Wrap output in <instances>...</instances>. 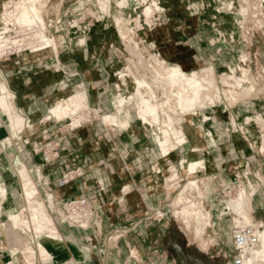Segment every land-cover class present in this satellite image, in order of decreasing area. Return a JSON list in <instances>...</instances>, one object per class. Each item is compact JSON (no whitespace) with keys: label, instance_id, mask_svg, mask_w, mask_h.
<instances>
[{"label":"crops","instance_id":"obj_1","mask_svg":"<svg viewBox=\"0 0 264 264\" xmlns=\"http://www.w3.org/2000/svg\"><path fill=\"white\" fill-rule=\"evenodd\" d=\"M156 1L163 9L156 16L159 21L138 33L158 57L185 72L206 67L218 54L220 62L208 68H225L228 55L221 54L223 48H232L234 58L240 59L244 47L240 37L249 34L238 25V14L219 13L216 0ZM138 5L137 0H128L127 8L134 11ZM66 38L59 57L48 48L35 51L37 47L19 46L0 56V85L11 94L12 113L24 119L23 129L16 130L0 107V264H105L106 258L109 264H130L133 255L124 244V234L131 229L139 234L137 264H149L150 252H158L166 227L155 216L168 210L175 193L164 189V173L176 171L181 178L208 182L206 200L211 202L212 181L232 180L237 172H245L243 164L254 153L250 144L257 147L256 129L249 120L264 110V104L211 106L202 118L189 116L187 140L175 141L166 154L154 134L157 130L160 135V128H148L133 111L123 130L112 126L116 137L112 143L104 139L102 126L95 121L61 122L49 113L57 100L79 91L91 107L110 112L117 99L119 30L105 25L80 38L68 31ZM195 162L202 165L192 172ZM71 172L72 179L60 184ZM252 175L250 183H259ZM77 197L88 200L90 219L84 218L82 224L63 221L51 202ZM252 210L255 222L264 226V185L255 193ZM46 213L55 229L46 221ZM33 215L40 217L41 230ZM85 224L92 235L86 238L79 233V226ZM212 226L222 228L225 237L232 227L217 216ZM104 231L111 236L102 238ZM41 246L51 247L48 255H43Z\"/></svg>","mask_w":264,"mask_h":264},{"label":"rangeland","instance_id":"obj_2","mask_svg":"<svg viewBox=\"0 0 264 264\" xmlns=\"http://www.w3.org/2000/svg\"><path fill=\"white\" fill-rule=\"evenodd\" d=\"M137 1L139 5L134 11L127 8L128 0L54 1L55 5L53 9H49L46 15L47 18L53 21L54 19L58 20L57 33L59 34L56 33V36L60 37V42L62 44L59 46L57 53L55 52L57 57H59L60 50L64 49L66 46V32L68 31L70 32V36L72 35L74 37L75 35H79L80 38L95 27L105 25L109 27L112 26L119 30L123 42L121 41V44L117 47V54L114 52V54L117 55L116 59L118 58L120 62L117 65L118 76L115 85V96H117V99L116 104L113 105L110 112L102 113L99 109L91 107L86 101V95L79 91L76 94L70 95L67 99L57 100L56 102L63 100V103L69 106L67 112L56 115L50 110V117H55V119L61 122H65L69 118H74L75 120L76 117H80L81 120L84 121H95V123H99V125L102 126L104 139L113 143L116 137L114 134L115 132L112 131V126H116L123 130V127H126L129 123L132 112L136 111V115L146 122L148 128L152 129L155 126L157 129L160 128V135L157 130L154 131V134L157 137L159 145L162 147L163 153L166 154L175 147V141L179 144L187 140L185 130L187 127V118L189 116L194 115V117L202 118L205 109L211 106L218 107L222 105V107L227 106L232 109L243 102L264 104V0H216V2L220 4V9L217 11L219 13L227 12L238 14L240 17L238 25L241 26L243 33L248 29L246 33L249 35L243 34L240 37V41L244 47H241L243 51L240 54L241 57L239 60L234 58L236 52H234L232 48H227L226 50L223 48L221 54L228 55V66L225 65V68L222 69H218L215 65L214 69L208 68V66L213 65L214 62H220V54H218L215 60L211 59L213 63L193 72H185L182 68L167 63L164 59L158 57L155 52L151 51L148 44L142 40L141 35L138 33V29L144 28L145 26L149 28L154 27L152 25L159 21L156 16L160 15L163 9H161L156 0ZM3 3L0 4V11L3 8ZM12 6L11 9L15 7V5ZM147 6H150V8H146ZM144 9L147 15L144 14ZM126 20L129 22H126ZM135 20H138L137 22L140 26ZM134 21L139 26L138 28H136L137 25L133 23ZM15 28L16 27H12V29ZM37 33L38 32H35L34 35ZM14 34L16 35L13 36ZM32 34H24L18 30H14L11 34L12 36L10 35L0 40V42H3L0 43V56L7 52L8 50L6 49L9 47H15L16 49L19 47L34 48L35 44V48H40L41 43L35 40L34 38L37 36H32ZM43 46L53 52L49 44H43ZM141 50L144 51L142 52ZM145 52L150 55L148 56ZM121 53H124L126 56L129 54L127 57L132 56L135 59L131 57L133 62L135 61L134 67L137 66L140 68L138 69L139 71L137 70L140 76V71H144L142 77L143 79L145 77L147 78L149 86L147 84H142V79V82H138V79L134 78L139 75L132 74L134 72L130 73L132 68L131 66L128 68V65H130L128 64L129 60L127 61V58H124V54L121 55ZM212 54L213 57L216 55L215 53ZM2 57H6V55ZM229 60H232L234 65H230ZM149 61L153 65L149 64ZM175 68L179 69L176 73L174 72ZM184 77L186 79H184ZM146 78L144 81H146ZM187 78H191L192 80L189 81ZM127 86H129V88ZM126 88L131 91L127 92L125 90ZM6 93H8V97L6 98L10 104V109L2 105L1 99L0 107L8 113V116L11 114L13 117H21L12 113L10 103L11 94L8 88ZM73 110L75 112H73ZM263 111L259 110V112L249 120V123L253 124L256 129L257 147L252 143L250 144L254 153L250 155L249 159L243 164L245 172H237L232 180L219 179L216 182L212 181L209 185H212L215 191L214 197L209 199L211 202L206 200L207 193H209L207 191L208 182L204 180L199 182L195 179H188L186 175V177L184 176L181 178L176 171L172 173L167 171L164 173V189H175V193L169 201L170 205L167 207L168 210L161 211L159 212L160 214L156 216V213H153V216L162 219L166 227L160 240L161 244H159L158 252H155L154 249L150 252L152 254H150L148 260L149 264H232L234 252L232 239L233 229L236 225H239V223L225 207L224 200L233 199L235 197L238 198L240 195L239 191H241V194L244 192V196L250 197L247 211L248 218L245 221L258 228H263V226L261 227L255 222L252 210V202L255 193L260 185H264ZM78 118H76L75 123L79 122L80 118L79 120ZM235 119L234 117L235 124L239 126V123L237 124V122H240L238 121L239 119H237V122ZM231 120L232 119H230V122ZM12 125L16 130H21L24 126L23 124L21 127L16 123H12ZM39 149H42L41 146ZM200 165H202V163H199L197 168ZM197 168L192 169V167H190V170L193 172ZM172 174H177V176H174L175 178L170 180L169 178H171ZM250 175L257 178L259 183L252 185L250 183ZM191 192L192 196L190 195ZM82 212L81 210L74 209L72 212L73 221H75L79 213ZM83 213L86 215L84 218L90 219L91 211L89 209L85 210ZM36 216L38 217V215ZM216 216L218 220L225 219L231 223L232 227L226 230L227 237L221 236V233H224L222 228H214V226H212ZM11 217L14 221L18 220V218H14L12 215ZM45 219L52 225V229H55L53 219L49 214H45ZM34 222L37 224V229L41 230L42 224L40 217H35ZM82 223L83 222H79V224ZM88 225L85 224L83 227L79 226V233L84 234V238L92 236L87 232L89 231L87 229L90 228ZM124 235L127 237H125L127 243L124 244L128 246L127 248L130 250V254L133 255L130 264H137V258H134L138 255V248L135 247L137 245L135 239L139 238V234L131 229L130 232ZM101 236L104 238L103 236L111 235L104 231ZM113 242L114 241L111 240V243ZM43 248H47V250L50 251L49 248L51 247L41 246L40 248L43 255H48L49 252L44 251ZM33 256L30 261H33ZM104 256H107V252ZM104 262L105 264H109L110 260L106 258ZM258 263L264 264V260Z\"/></svg>","mask_w":264,"mask_h":264},{"label":"bare ground","instance_id":"obj_3","mask_svg":"<svg viewBox=\"0 0 264 264\" xmlns=\"http://www.w3.org/2000/svg\"><path fill=\"white\" fill-rule=\"evenodd\" d=\"M54 1H56V0H6L3 3V8L0 11V40H3L4 38H7L8 36H10L14 32V30H18V31H20V32H22L24 34H26V33H31L32 34L33 33L32 36L34 35L35 32H38L36 35H34V36H37L34 39L41 43V47L40 48H36L34 50L35 51H37V50H40L41 51L42 49H46L45 46H43V44H49L51 46L53 52L54 53L55 52L57 53V51L59 49V44H60V37L59 36H56V33L58 32V26H57L58 20L57 19H54V21H53L52 19L47 18V15H46L47 12L49 11V9H53V6L55 5V2ZM154 4H156V3H154ZM12 5H15V7L11 9V7H13ZM148 5H150V4H148ZM146 8L149 9L150 6L149 7L147 6ZM144 14L147 15L145 13V9H144ZM135 21L133 23L136 24V22L138 20L136 22ZM126 22H129V21L126 20ZM137 24H138V22H137ZM138 25H137L136 28H138L140 26V25L139 26ZM12 27H16V28L15 29H12ZM131 31H132V29H131ZM57 34H59V33H57ZM15 35L16 34H14L13 36H15ZM136 38H138V37H136ZM30 42H32V41H30ZM32 43H36V42H32ZM40 43H39V45H40ZM34 48H35V44H34ZM126 48L128 49L127 46H126ZM118 51H120V50H118ZM141 51L143 52L144 50H141ZM122 54H124V53H121V55ZM129 54H130V52H129ZM123 56H124V58H127V61L129 60V63L128 62L127 63L130 64V65H128V64L127 65H128V68H130L129 66H131V68H132L131 71H130V73L131 72H134L132 74L139 75L140 73L138 74V71H139L138 69H140V68H138L137 66H136L137 68L134 67V65H135L134 64L135 61L133 62V59L134 58L132 56L127 57L125 54ZM149 64H152V63H150V61H149ZM142 71H140L141 72V76L139 75L138 76L139 78L143 76L142 73H144V71L143 72ZM178 71H179L178 68H175L174 69V72L175 73L178 72ZM145 74H146V71H145ZM138 77H134V78L138 79L137 80L138 82H142L141 81V79H142L143 80V83L142 84H147L149 86V84L147 82L148 80H147L146 77H145L146 78V81H144L145 78L143 79V77H142V78L139 79ZM184 79H186V78L184 77ZM188 80L191 81L192 79L189 78ZM144 86H146V85H144ZM150 87H151V85H150ZM6 91H7V87L5 85H0V99H1V103H2V105L4 107H7L8 109H10L9 108L10 104L7 101V98H6V97H8V93H6ZM68 107L69 106L66 105V104H64L63 103V100H62V101L56 102L51 107V112H53L56 115H59L61 113H66ZM74 110H77V109H74ZM74 110H73V112H75ZM76 116H77V113H76ZM76 116H74V117H76ZM76 118H78V117H76ZM76 118H75V120H76ZM79 118H78V120H79ZM9 119H10L11 123H16V124H18L20 126L24 124L23 123L24 120H23L22 117L17 118L15 116L13 117L11 114H9ZM78 123L76 122V124H78ZM21 127H19V128H21ZM198 164H199V162L192 163L191 164L192 169L197 168ZM174 176H177V174H172L171 178H169V179L170 180L172 178L174 179L175 178ZM239 192H240V195H239L238 198L235 197L233 199L231 198V199H225L224 200L225 207L231 212L232 217L235 218L238 221L239 225H252V226H254L253 224L248 223L247 221H245L248 218L247 211H248V208H249L248 205H249V202H250V197L249 196H244V192L242 194H241V191H239ZM81 214L82 213H79V216L78 217H80ZM255 227L258 230L260 242H259V244L257 246H255L253 248H250L248 250V255H247V258H246L244 264H259L258 263L259 261L264 260V226H263V228H260V227L258 228L257 226H255ZM43 249H44V251H48L47 248H43Z\"/></svg>","mask_w":264,"mask_h":264},{"label":"built area","instance_id":"obj_4","mask_svg":"<svg viewBox=\"0 0 264 264\" xmlns=\"http://www.w3.org/2000/svg\"><path fill=\"white\" fill-rule=\"evenodd\" d=\"M72 173L73 172L65 175L63 179L60 180V184L68 183L73 177ZM51 204L55 213H57L63 221L73 224L81 222L84 216H86L83 212L89 209V202L85 197H77L67 201H52ZM74 209L83 211L80 217H76L75 221L72 219V212ZM232 239L235 252L233 257L234 264H244L248 255V250L257 246L260 242L258 230L252 225H236L233 229Z\"/></svg>","mask_w":264,"mask_h":264}]
</instances>
